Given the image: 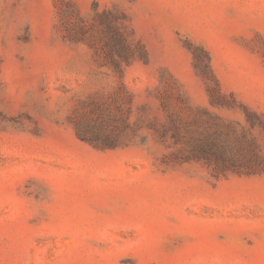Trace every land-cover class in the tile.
<instances>
[{
    "label": "rangeland",
    "instance_id": "1",
    "mask_svg": "<svg viewBox=\"0 0 264 264\" xmlns=\"http://www.w3.org/2000/svg\"><path fill=\"white\" fill-rule=\"evenodd\" d=\"M198 48L264 120V0H0V264H264V131Z\"/></svg>",
    "mask_w": 264,
    "mask_h": 264
},
{
    "label": "trees",
    "instance_id": "2",
    "mask_svg": "<svg viewBox=\"0 0 264 264\" xmlns=\"http://www.w3.org/2000/svg\"><path fill=\"white\" fill-rule=\"evenodd\" d=\"M109 45V43L107 44ZM202 51L204 57L206 58V64L203 66V73L206 75L207 80V91L211 98H215V103L221 107H233L237 105L232 93H224L212 73L209 66V57L207 52L202 48H198ZM117 64V63H116ZM230 98V103L227 101ZM243 111L245 118L248 122H256L264 131V120L262 116L253 110H250L244 105L238 104ZM81 139H86L84 136H80ZM193 157L195 159H204L206 161H219L220 165H217L218 173L234 172L240 173L241 167H245V173H255L263 170V167L251 166L250 163L255 160L256 153L251 151H245L242 148L233 150L229 147V134L223 133L222 131H213L201 134L195 143V149L193 151Z\"/></svg>",
    "mask_w": 264,
    "mask_h": 264
}]
</instances>
